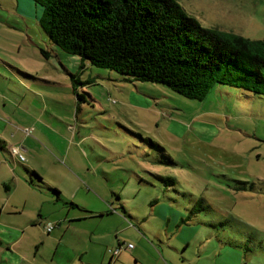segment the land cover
I'll use <instances>...</instances> for the list:
<instances>
[{"label":"rangeland","instance_id":"1","mask_svg":"<svg viewBox=\"0 0 264 264\" xmlns=\"http://www.w3.org/2000/svg\"><path fill=\"white\" fill-rule=\"evenodd\" d=\"M178 2L203 27L264 39V0ZM32 5L0 0V55L12 67H0V87L8 90H0V115L18 128L5 137L25 158L19 164L0 155L1 223L23 226L42 216L19 250L26 264L66 260L50 239L61 232L58 221L68 229L66 243L89 251L84 259L93 261L101 262L106 250V264L110 251L121 254L115 264H264V96L217 84L203 100H193L161 84L99 80L80 90L96 100L87 96L77 113L69 74L81 62L53 45L38 24L43 9ZM15 70L36 83L25 87ZM18 100L36 119L13 107ZM23 166L93 214L54 206L45 191L17 183ZM112 191L122 203L109 202ZM75 219L84 220L70 223ZM33 237L49 240L42 245ZM2 257L15 258L6 248Z\"/></svg>","mask_w":264,"mask_h":264},{"label":"trees","instance_id":"2","mask_svg":"<svg viewBox=\"0 0 264 264\" xmlns=\"http://www.w3.org/2000/svg\"><path fill=\"white\" fill-rule=\"evenodd\" d=\"M29 1L43 9L38 24L53 45L81 62L69 74L77 113L88 97L95 101L80 90L103 79L161 84L193 100L217 84L264 96V39L203 27L178 0ZM41 54L49 58L44 49ZM94 67L109 72L95 74Z\"/></svg>","mask_w":264,"mask_h":264},{"label":"crops","instance_id":"3","mask_svg":"<svg viewBox=\"0 0 264 264\" xmlns=\"http://www.w3.org/2000/svg\"><path fill=\"white\" fill-rule=\"evenodd\" d=\"M19 2H18V7H19ZM0 67H4V68H12L10 66V64H8V62L5 61V59H3L0 55ZM16 71V70H15ZM17 75L20 76V78L23 80L21 82H23V84H25V87L27 88H30V84L35 81L32 80V78L26 74H22L20 72H17ZM26 76V77H23ZM0 77H2L4 79L3 76L0 75ZM102 82H113V81H110L108 79H103ZM36 83V82H35ZM34 83V84H35ZM72 87V85H71ZM0 90L3 92L2 95H4V91H8V90H4L2 88V86L0 87ZM31 92V91H29ZM73 92V91H72ZM94 99L93 100H96L94 96H92ZM2 96L0 95V113L1 112V105H2ZM16 102V101H14ZM150 105H152V103L149 101ZM5 106V104L3 105ZM13 107L16 109H20V110H23V111H26L27 113L30 114V116L33 118V119H36L34 117H36V112L31 110V109H27L25 108V106H23V103L18 100L14 105ZM3 114V113H2ZM0 115V155H4L14 161H17L19 164L22 162L15 156L13 155L12 153V148H14L13 146L14 145H11L9 143V140L5 137L6 135V132L9 130V129H16L18 130V128H16L15 126H12L11 124H9L7 121H6V118L4 117V115ZM10 119V118H9ZM58 121H61L62 123L64 121H62V119H59V118H54ZM66 121H76L77 123L79 124H84L86 122V120L84 118H64ZM65 123V122H64ZM66 124V123H65ZM78 124V125H79ZM80 126V125H79ZM14 127V128H13ZM82 128V127H81ZM12 136H15L12 135ZM27 142V139L23 142L26 143ZM18 148V147H16ZM22 150H25L27 151V149L25 147H21ZM20 149V148H19ZM99 169H96L95 171L98 172ZM91 171V170H90ZM105 176L108 175L107 172H104L103 173ZM22 175V174H21ZM39 176V177H36ZM23 177H20L18 178V181L17 183L19 182V180H21L26 187H28V189H30L31 191H35V190H41V191H45L49 196H50V201L52 204H54V206H57L59 204H62L64 205L66 209L70 211H81L83 213H87L88 215H91L93 214L89 208H86V207H82L78 204H75L73 203V199L67 197L63 192L62 190L58 189L56 186H53V185H50L49 183L46 182L45 178L42 177L33 167L31 166H23ZM137 177V175H136ZM53 189H56L60 192V194H56L54 192ZM112 197H111V200L109 201L110 203L112 202H120L122 203L123 201V198L122 196L120 195V193L116 194L114 191H112L111 193ZM115 204V203H114ZM111 205V204H110ZM113 205V203H112ZM115 208L113 206H110V208ZM121 208L125 210L122 211L123 213L127 215H129L128 212H126V208L124 206V203L121 204ZM113 209H110L113 210ZM117 210V208H115ZM114 209V210H115ZM23 210H20V211H14V213H12L13 215H21L23 214L22 212ZM102 217V216H100ZM2 211L0 210V248L1 249H4L6 248L7 250L10 251V254L15 256L14 259L12 258H6V257H2L0 258V264H26V262L28 263V259L24 256V253L22 251H19L20 248H21V245L23 244V241H24V237L25 235L27 234V232H30L32 230H37L40 225L42 224V222L40 221L42 219V216L40 215L39 216V220L38 221H31L30 223H28V225H19V224H16V225H3L1 222H2ZM80 220H84V219H75V220H71L70 223H79ZM69 221V220H68ZM67 221V222H68ZM66 222V223H67ZM48 225V224H47ZM59 225V231H61L60 233L58 232H53V236L50 238L51 240H53L55 242V246H56V252L58 251H61L67 258L65 261H61L59 264H106L105 261H106V258H107V251L104 250L103 253H102V259H101V262L97 261V260H92V259H84V256H87L89 255V251H81V250H76L74 248H72L68 243L65 242V239H64V231L65 230H68V229H64L62 227V224L60 221H58V224ZM58 229V228H57ZM51 235L48 234V237H50ZM49 239L47 238H40L38 239L37 237H33V241L34 242H41L42 245H44ZM91 243L95 244L94 242L97 241L96 239H90ZM122 246V245H120ZM119 246V247H120ZM111 252V255H112V259L110 261L109 264H115L116 262L119 261V258L121 257V254L118 256V257H114L112 251ZM96 256V254H95ZM31 263V262H30Z\"/></svg>","mask_w":264,"mask_h":264},{"label":"built area","instance_id":"4","mask_svg":"<svg viewBox=\"0 0 264 264\" xmlns=\"http://www.w3.org/2000/svg\"><path fill=\"white\" fill-rule=\"evenodd\" d=\"M12 153L13 155H15L21 162H24L25 161V158L24 156L21 154L20 152V149L19 148H12ZM53 229V225H50L47 230L50 231ZM129 248H131V246H129ZM119 250L117 251V254H118Z\"/></svg>","mask_w":264,"mask_h":264}]
</instances>
